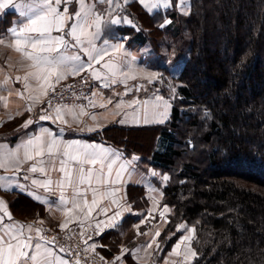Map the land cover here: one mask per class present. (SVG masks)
Here are the masks:
<instances>
[{
  "label": "trees",
  "instance_id": "obj_1",
  "mask_svg": "<svg viewBox=\"0 0 264 264\" xmlns=\"http://www.w3.org/2000/svg\"><path fill=\"white\" fill-rule=\"evenodd\" d=\"M124 8L155 47L168 29L167 16L173 31L187 36L175 49L174 60L187 51L170 79L176 84L170 119L102 132L126 156L139 154L168 177L160 186V203L170 208L157 237L160 247L149 261L130 264H160L182 223L194 229L196 255L187 264H264V0H189L181 23L176 9L148 13L136 3ZM12 16L4 13L0 28ZM15 195V211L32 215L34 203ZM133 197L136 207H147L142 188ZM133 221L128 216L107 232L111 244ZM97 250L106 257L117 251Z\"/></svg>",
  "mask_w": 264,
  "mask_h": 264
},
{
  "label": "crops",
  "instance_id": "obj_2",
  "mask_svg": "<svg viewBox=\"0 0 264 264\" xmlns=\"http://www.w3.org/2000/svg\"><path fill=\"white\" fill-rule=\"evenodd\" d=\"M179 1L149 0L150 7L152 3H158V7L151 11L149 8L144 7L140 0H111V3L108 0H83V4L81 0H62V3L59 5L53 2V7L57 8L64 15L66 24L75 23L83 25L88 31H95L94 27L88 28V25H91L95 17L100 15L102 17L101 38L93 41V43L96 48H105L108 52V55L104 56V60L100 64H93L98 75H92L94 83L91 102L79 106H58L62 108L61 116L64 121H67L66 123L56 119L55 109L50 111L44 109L42 102L45 97L40 98L41 103L28 99L30 94L33 96L39 95V87L35 81H29L31 87L28 91L24 90L23 80L20 82L16 81L17 76H24L30 62L22 60L21 54L14 50L12 47L14 38L7 30L26 24L27 19L20 16V10L13 6H9L0 12V20L3 18L4 13L13 14L8 25L0 28V40L3 41V43H0V92L5 93L4 96H0V98H4L0 99V103L7 109H14L19 106L18 110H12V117L16 114V118L10 120L12 121L11 123H8L11 127L8 124L6 126L5 123L7 121L4 123L0 122V125L5 127L1 129L2 132H14L12 136H16L14 141H9L11 136L0 138V155L17 151L20 159H22V145L27 140L36 136H44L45 139H55L59 144V150L54 148L52 156L45 154L42 158L43 164L36 163L38 169L36 172L28 171V168L35 161L21 165L9 161L6 168H0V176L5 177L7 185H9L6 188H0V198L6 203L7 211L11 217L9 219L8 216H4L3 212L0 211V235H4L5 226H9L7 231L13 235L20 232H23L25 236L31 235L33 244L39 243L42 246L39 250L41 253L39 264H43L45 258L51 261L52 264H57L60 261L63 264L73 263L66 259L56 247L51 246L45 239L40 238L43 237L42 231L37 235L34 229H41L40 224L46 225L47 223L60 228L59 225L61 223L68 221H71L68 223V227L80 226L84 228L91 225L96 227L98 221H106L107 219L104 214L97 215V212L103 208L109 209L108 216L113 215L116 211L122 213V219L119 221L117 227L104 229L102 232L97 229L99 231V236L95 243L97 248L104 249L107 252L110 247L117 249L109 257L110 264H130V261L147 262L150 260L153 250L156 249L157 237L154 242L152 241V237L155 236L157 231L160 232L162 230L165 225L164 221L165 219L167 220V215L170 212V208L167 206L169 211L165 213V217L162 219L159 215L160 211L166 206L160 203L162 196L160 186L165 184L166 180L163 178L165 174H162L160 169L145 163L139 154L126 156L115 144L109 142L107 139L105 140L102 132L105 128L112 127L113 125H163L170 119L172 110L170 99L155 86L158 81L165 82L166 78L171 79L181 69L170 73L168 66H164V61H160L159 63V60L164 59L167 55L165 54V44H167L170 31L175 29V23L171 17L167 16L164 19L163 24L168 29L163 33V37L159 39L158 47H155L154 43L148 41L144 32L139 29L135 21L127 14L124 6L136 3L148 13L154 11L169 13L173 9H176L179 14ZM19 2L20 0H13V3ZM65 8H67V12H64ZM39 10L37 7L33 9V12H38ZM76 13H80V15L77 16ZM68 17H71V19L69 20ZM112 20L119 22L112 23ZM166 20L170 21V23H165ZM58 34L60 33L53 32V35ZM104 41H108V45H105ZM85 47H87L86 38ZM167 53H169V49ZM81 56L82 59H89L83 53H81ZM104 62H110L113 65V69L104 68ZM89 72L91 73V71ZM151 74H155V79L151 78ZM72 77V75H69L65 80ZM128 77H135V79ZM6 78L7 83H4ZM105 84L108 86L105 87ZM17 92L22 93V96L17 95ZM133 101L135 103H132ZM117 104H120L119 108H117ZM129 104H131L130 107L128 106ZM29 107H31V111L27 110ZM18 112L21 114L17 115ZM41 115H50L51 119L41 120L39 118ZM93 116L95 119H93ZM8 117H11L10 113ZM29 119L33 123L26 128L21 127ZM120 121H123V123ZM89 129L93 130L89 131ZM45 130L52 133L51 138L46 136ZM15 131H18L17 134H15ZM93 133H99L101 137L95 139L87 137ZM69 144L73 148L81 150L85 146H89L90 152L99 150L100 148L107 149L103 153V163L98 158V162L95 165H82L86 170L92 168L91 186H89L87 179L85 183L79 185L81 195L77 199L82 203L83 199L86 198L91 203L93 192L95 191L98 201L96 211L93 212L91 218L84 220L82 225L79 220L74 219L77 216L82 219L81 213L74 211L66 217L63 214L64 209L57 207L61 194L64 195L65 199L70 201L73 192L76 190L73 185L67 183L64 174L59 171L62 159L66 161L64 165L66 170L77 167L71 160L63 156V148ZM108 165H111V168ZM17 166L21 168V171L13 175ZM40 167L45 168L44 173L39 171ZM25 176L28 178L24 179ZM85 176L87 177V171L85 172ZM98 177L101 178L100 182H98ZM104 179L108 180L107 184L102 182ZM32 180H37L41 184L50 180L49 190L45 191L39 184L33 185ZM61 181L64 182L63 189L60 187ZM112 181H115V183H112ZM0 183L5 182L0 181ZM139 187L143 189L148 201L147 207L144 208L138 207L137 203L136 207L133 201V195L134 193H138ZM16 192L22 193L26 199L34 203L32 215L23 216L16 214L13 207L18 197L15 195ZM36 197L40 199H36ZM113 200L117 202L116 205L112 204ZM66 207L71 208V203H68ZM129 207L131 211H125ZM149 209H155L151 216H149ZM128 216H133L134 221L122 231L119 243L117 245L111 244L112 242L109 241L107 232L118 230L123 220ZM145 217H148L146 222L140 224V221L144 220ZM28 225L33 226L32 231H29ZM136 225H140V233L146 234H137ZM180 231L183 233L178 240L185 233L181 229ZM149 242H152L151 248H148ZM44 248L51 250L52 255L47 256ZM172 248L166 252L160 264H164L167 257L171 255ZM27 251L33 252L36 250L29 248ZM109 254L111 253L109 252Z\"/></svg>",
  "mask_w": 264,
  "mask_h": 264
},
{
  "label": "snow or ice",
  "instance_id": "obj_3",
  "mask_svg": "<svg viewBox=\"0 0 264 264\" xmlns=\"http://www.w3.org/2000/svg\"><path fill=\"white\" fill-rule=\"evenodd\" d=\"M53 2L57 5L62 3V0H20L19 3H13V0H0V12L6 9L9 6H13L16 9L20 10V16L25 17L27 19V23L19 26L18 28H9L7 30L8 33L12 35L13 44L12 47L15 51L21 54L22 60L29 61L28 70L25 71L24 76H17L16 81L20 82L23 80L24 82V90L28 91L31 87L29 81H35L39 87V95L33 96L29 95L28 99L33 100L37 103H41V97H48L49 92L55 94L56 85H58L61 81L65 80L69 75L76 76L80 73L91 71L93 76H97L98 73L96 69L93 67V64H100L101 61L104 60V56L108 55V52L105 48H96L93 41L100 39V29H101V19L100 15H97L93 20L91 25H88V28H95V31H88L83 25H78L72 23L70 25L65 23V18L62 13H60L57 8L53 7ZM111 3V0H108ZM140 2L144 5V7L152 9L158 7V3H152L151 7L149 6V0H140ZM83 4V0H81ZM39 8L38 12H33L34 8ZM64 12H67V8L64 9ZM77 16L80 13H76ZM70 20L71 17H68ZM112 23H118L117 20H112ZM165 23H170V21H165ZM163 27V25H161ZM60 33L58 35H53V32ZM79 33V34H78ZM85 38L87 40V47H85ZM0 43H3L0 40ZM105 45H108V41H104ZM81 53L89 59H82ZM103 53V55H101ZM104 68H108L110 70L113 69V65L110 62L103 63ZM130 79H135V77H128ZM151 78L155 79V74H151ZM7 83V78L4 81ZM115 83V81H113ZM105 87L108 85L105 84ZM139 90V89H137ZM17 95H21L22 93L17 92ZM4 99V98H0ZM160 99V98H157ZM48 104L51 106V99H49ZM132 103H135L133 101ZM95 106V105H93ZM103 107V105H101ZM117 108L120 107V104L116 105ZM129 107L131 104L128 105ZM31 111V107L27 109ZM43 111V109H42ZM61 107H56V119L61 120V122L66 123L61 116ZM21 113H17L20 115ZM41 120L51 119L50 115H41L39 117ZM93 119L95 117L93 116ZM123 123V121H120ZM33 121L31 119L27 120L21 127H28V125L32 124ZM93 129H89L92 131ZM46 136L51 138L52 133L45 130ZM23 158L20 159L19 153L17 151H11L0 155V168H6L9 161L15 162L17 165H21L27 162L35 161L28 168L30 172H36L37 166L36 163L43 164V157L45 154L48 156L53 155V149L59 150L58 141L55 139H45L44 136H36L27 140L23 145ZM95 148V146H93ZM107 149L100 148L99 150L89 151V146H85L83 150L79 148H73L71 144L63 148V156L67 157L71 160L77 167L75 169H67L64 167L66 161L62 159L60 161L61 167L59 171L64 174L67 183L69 185H73L76 190L73 192L72 199L69 201L65 199L64 195L61 194L59 197V201L57 204L58 208H63V214L67 217L71 215L74 211L82 214V219L77 216L74 219L80 221L81 225L84 220H88L92 217L94 211H96L98 207V201L96 199V192H93V199L91 203L85 198L82 203L77 199L78 196L81 195L79 191V185L85 183L87 179L89 181V186L91 177H92V168H88L87 170L82 167V165H95L98 162V158L100 162L103 163V153H105ZM111 168V165H108ZM21 168L17 166L13 175L19 173ZM39 171L41 173L45 172L44 167H40ZM87 171V177L85 176V172ZM119 175V174H118ZM28 177H24L27 179ZM165 180L168 179L167 176L163 177ZM98 182L101 181V178L98 177ZM0 181H4L5 183H0V188H6L7 180L5 177L0 176ZM103 183L107 184L108 180L104 179ZM115 183V181H112ZM33 185L39 184V186L43 187L45 191L49 190V185L51 181H45L42 184L37 180H32ZM61 189L64 188V182L60 183ZM36 199H40L36 197ZM68 203H71L72 207H66ZM113 205H116L117 202L115 200L112 201ZM0 211L3 212L4 216H8L9 219L10 214L7 211V205L2 198H0ZM109 209L103 208L97 212V215L104 214L107 219L100 220L96 223V228L102 232L104 229L115 228L118 226L119 221L122 219V213L120 211H116L113 215L108 216ZM125 211H131L130 207L125 209ZM155 209H149V216L152 215V212ZM169 209L167 206L164 207L162 211H160L159 215L163 219L165 217V213H167ZM148 217H145L144 220L140 221V224H144ZM68 221L66 223H61L59 227L61 229H65L68 227ZM167 223V220L164 221ZM42 223V221H41ZM103 225V227H101ZM9 226H5L4 235H0V264H39V257L41 256L40 249L41 244L35 243L33 244L32 236H25L23 232H20L16 235H13L11 232L7 231ZM29 231L33 230L32 225L27 226ZM137 228V234H146L140 233L139 227L140 225L135 226ZM183 225L177 226V231L183 228ZM36 234L39 235L42 231L40 228L34 229ZM188 233H193L194 229L189 228L186 229ZM98 234V233H97ZM160 236V232L157 231L155 236L152 237V241L156 240V237ZM44 239V237H40ZM55 239V238H53ZM192 239L191 235L181 236L180 240L172 248V253L175 255H181L178 251L181 247V244L185 241ZM95 246H93L94 249ZM152 247V242H149L148 248ZM159 244L156 245V248L159 249ZM34 248L36 251L29 252L27 249ZM63 250V249H61ZM126 251V250H124ZM188 251L191 253L192 257H195L196 253L192 251L190 248ZM44 252L47 256H51V250L44 248ZM119 259V257H117ZM188 256H184V260H187ZM43 264H52L51 261L44 259ZM57 264H63L62 261L57 262ZM167 264V262H166Z\"/></svg>",
  "mask_w": 264,
  "mask_h": 264
},
{
  "label": "built area",
  "instance_id": "obj_4",
  "mask_svg": "<svg viewBox=\"0 0 264 264\" xmlns=\"http://www.w3.org/2000/svg\"><path fill=\"white\" fill-rule=\"evenodd\" d=\"M94 78L90 72H84L61 81L56 85V92H49L43 100L46 110H53L61 105L79 106L86 105L92 99V87ZM51 99V106L48 100ZM45 241L58 249V251L73 264H107V259L90 249L87 238L83 232L70 228L56 230L52 227L40 224ZM84 227L85 229H89ZM92 234L94 230H86ZM55 238V239H53ZM63 249V250H61Z\"/></svg>",
  "mask_w": 264,
  "mask_h": 264
},
{
  "label": "rangeland",
  "instance_id": "obj_5",
  "mask_svg": "<svg viewBox=\"0 0 264 264\" xmlns=\"http://www.w3.org/2000/svg\"><path fill=\"white\" fill-rule=\"evenodd\" d=\"M178 10H179V14H180L179 15V23H181L183 20L186 19V16L188 15V12H189V0H180L179 1ZM182 27L184 28V24H183ZM183 37H184V39L185 38L187 39V36L177 35L176 31L175 32L173 30L170 31L169 37L167 39V44H165V54H167V55L165 56L164 59L162 58V59L159 60V63H160V61H164L163 64H164V66H168L170 73H174V72L178 71L182 67V65L184 63V59L186 58L187 49H184L182 54L176 60H174L175 49H176V47L179 44H181V40H182ZM165 43H166V41H165ZM168 49H169V53H167ZM175 85L176 84H174V82H171L170 79L166 78L165 82L159 81L155 87H157L160 91H161L162 88L165 89V92H166L165 94L171 100V98L173 97L174 92H175L174 91L175 90ZM4 94L5 93L0 92V96H4ZM18 109H19V106H17L14 109H12V108L11 109L10 108L7 109V108H4L3 104L0 103V122L4 123V122L7 121V123H5L6 126H7L8 123L12 122L10 120H13L14 118H16V114L15 113H14L15 116L12 117V110L15 111V110H18ZM9 113L11 115L10 118L8 117ZM3 128H5V127H2V125H0V130L3 129ZM17 132L18 131H15V134H17ZM12 135H14V132L13 133H7V132H2V130L0 131V138L10 137ZM165 176H167V175L165 174ZM16 214H18V213L16 212ZM46 225H47V227H52L53 229H56V230H67V229H70V228H74L75 230H79V231L83 232L84 235L87 238V244L90 246V249L92 251H94V252L99 253L101 256L105 257L107 259V264H110V258L104 256L103 254H101L97 250V246H96L95 243H96L97 238L99 236V231L97 230V228L95 226L91 225L90 227H88L91 231L94 230V231H92V234H88V232L86 230H89V229H85V228L80 227V226H70L68 228L61 229V228H58L56 226L50 225L48 223ZM181 225L184 226L183 228H181V230L185 232L184 235H182V236L191 235V237H193V233H188L186 231V229H189V228H192V227H189L186 223H182ZM93 246H95L94 249H93ZM189 248L192 251H194L193 248L191 247V239L188 240V241H185V242H183L181 244V247L178 250L181 253V255H179V256L175 255V254L169 255V257H167V259L164 262V264H166V262H167V264H172V263L173 264H187L192 259L191 253L188 251ZM154 250H153V252H154ZM153 252H152V254H153ZM152 254H151V256H152ZM185 255L188 256L187 260H184V256ZM163 259H164V257L162 258L161 262L163 261Z\"/></svg>",
  "mask_w": 264,
  "mask_h": 264
}]
</instances>
